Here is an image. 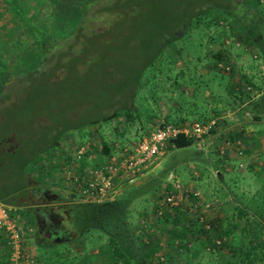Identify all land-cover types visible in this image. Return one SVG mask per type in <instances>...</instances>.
Wrapping results in <instances>:
<instances>
[{
	"label": "rangeland",
	"instance_id": "obj_1",
	"mask_svg": "<svg viewBox=\"0 0 264 264\" xmlns=\"http://www.w3.org/2000/svg\"><path fill=\"white\" fill-rule=\"evenodd\" d=\"M32 1L19 0V3L25 2L23 10L19 11L11 4L10 0H0V56L4 55L5 61H7L4 65L6 69L3 70L11 71L8 68L17 67V64H12V61L13 58H17L20 54L24 55L32 51L34 60L37 56L36 50L32 49V47L29 48V44L34 43L33 41L30 42V40L39 35V30L36 31L33 27L34 23H31L33 17L30 14L40 18L36 11L40 12L41 10L31 8L30 4ZM216 1L219 0H163L167 4L168 10H164L161 14L166 12L177 15L184 13L182 17H187L186 13L189 11L195 13L201 11V16L199 18L196 17L191 29L182 37L174 40L173 45L164 48V53L160 55L161 61L155 60L145 70L147 75L144 76V74L140 79L142 87L139 89L135 108V113L140 116L139 118L144 127L140 128L139 124L134 123L131 129H126L129 134L124 135L125 138L134 140L140 134H143V130H147L148 126L149 128L155 126L159 119L165 120L166 117L177 116L172 111L174 106H180V109L183 108L175 118L179 123L186 124L194 120V114L187 112L186 109L195 104V109L199 111L198 114L200 116L203 114L205 118L209 116L218 120L219 110L224 109V112L227 110V113L240 105L233 103L237 99V88H235V92L232 91L233 87L228 86L230 83L234 84L233 82H235L245 86L246 82H251L254 88L247 92L242 86H239L245 94L250 96L262 90L264 86V70H260L258 65L261 55L256 50V45L251 44L252 41L250 39L246 40L244 31L230 16L239 15V11L244 5L241 1L237 5L233 4L234 0H220L221 2L227 1L228 14H225L213 5ZM253 1L249 0L251 3ZM260 7L264 8V0H259L255 6L261 14V21H255L256 30L263 34L264 11ZM133 10L137 11L138 9L133 7ZM245 10L250 11L249 8ZM147 12L145 11L144 14ZM108 16V19L111 18L113 20L115 18L113 22H117L115 16L110 14ZM120 22L124 25L129 23L126 19H121ZM173 23L174 21L169 23L170 27L173 26ZM253 24L255 25V23ZM174 34L178 35L179 31L175 30ZM217 50H220L223 55H228V59L231 58V61L235 63V68L232 69L233 73L229 74V76L226 75L228 71L222 74L213 65L215 60L214 53ZM164 54L167 58H164ZM166 60L171 61L173 64H167ZM17 68L25 70L28 65L21 64ZM37 78L39 79V77ZM40 81H43L42 78H40ZM11 86L7 88L6 93L8 94L6 96L3 91H0V138L10 135L15 136L14 152L12 154L15 161L16 158H21V152L30 146V127L34 124L36 132L38 120L42 119L43 115H48L44 113L51 110V106L60 104L64 108H69V103H58L59 91L54 86L50 87L47 83H39V92L35 93L33 97L29 93L26 97L24 96L27 89L22 84H19V86L17 84V87ZM183 87H186V90L181 93L179 89ZM232 92H234V95ZM193 93L195 104L193 102L190 104L189 100H192ZM230 97L235 99L230 100ZM227 100L230 103L226 104L225 101ZM231 104H233V108ZM215 108L216 116L211 112ZM238 111L240 109L236 110L234 114L238 115ZM40 122L42 123L41 120ZM124 122L122 113H118L113 122L108 123L109 125L106 124L108 126V134L105 133L104 124L103 126L97 124L98 127L95 125L67 130L59 138L58 144L59 146L62 143L63 146L67 145L71 151L74 149L75 153L77 146L84 144L90 151L91 145L93 146L97 142L93 140V137L98 139L99 132L112 137L113 132L109 129L119 127V125L122 128ZM45 123L48 124L49 121L45 120ZM134 125H137L135 131L132 130ZM85 129L86 131H84ZM41 131L44 132V130ZM65 137L69 140L67 141ZM206 138L211 139L212 137ZM206 138L199 140L203 144H200L199 141H193L184 147L167 148L165 150L164 157H161L162 161L152 169L159 168L158 171H165L164 177L162 176L164 179L162 183L165 182L167 171H172L182 185L186 184L187 181H191L193 186L188 187L185 185L190 189H201L200 191H202L205 189V183L212 185L214 188H217L219 184L220 188L217 190H212V186H209L211 187L210 191L215 192L208 195L209 189H205L207 190V195L203 191L201 193H204L202 194L204 198L207 196L210 199V195H214L215 198H222H220L221 195L218 193L225 187V185L224 187L221 185V178L218 180L215 175H210L208 178H201L197 182V179L193 178V174H191L193 171H207L211 174L210 171L216 168L210 167L211 162L221 158L220 154L213 152L212 148L207 147ZM93 148L92 151L94 150ZM69 149H67V152H69ZM64 151V148L60 150L58 147L53 150L55 153V157L52 156L54 162L58 163L61 158H63L62 160L66 159L65 156L68 154ZM93 152L95 153L96 150ZM10 157L11 155L8 156V160ZM95 157L96 155L88 159V156H85L79 158V160L85 162L87 169V165H92L96 162ZM45 158L41 155L39 160H45L46 163L48 161L49 164L51 159ZM66 162H64V165ZM59 163L62 164V162ZM3 164L4 162L0 166L2 167ZM6 166L7 164L4 165L5 169ZM205 167L209 169L207 170ZM232 168L231 172L227 173V176L223 175V177L226 183L229 180H236V184L239 185H235L237 186V191L234 190L229 196H232L235 201L241 202V204H236L235 206L248 210V220L243 223L244 219L234 207H231V202H227V200L224 202L223 200V203L213 204L214 206L210 205L203 212L205 213V219L212 221L211 224L204 223L207 225L205 235L201 231L204 226L198 225L197 227L195 224H189L186 214L180 213V215L178 213L174 218L170 217L167 220L155 218L152 215L154 198L151 196L155 194L154 191L158 186L153 191V185L148 184V182L139 186L140 188L136 191L129 192L128 195L122 194L123 196H119L106 206L93 205L91 203L75 205L64 197V192L59 191L60 186L55 187L51 183V181L57 182V184L62 182L60 181L62 180V176L59 174L60 170H57V168H53L52 171H37L36 173L39 179L36 188H46L42 192L48 191V195L52 193L58 194L55 198L49 197L46 199L42 198L37 191L33 192V189H30L31 191L28 190L26 195L24 194L22 197L21 194L25 191L19 192L20 184L10 178V171H0L1 194L15 189L12 197L20 198L22 202H27L30 198L28 206H21L20 209L24 211V215L20 214V216H27V222H22L27 226L29 225L32 236L26 242V233L24 234L20 252L21 257L17 262L18 264H111L112 255L107 244L108 235L116 239L119 237L127 246H132V248L137 250L145 243V240L150 243L158 241L159 247L156 250V254L153 255V258L149 257L150 262L146 261L145 264H224L232 262L234 260L233 247L248 239L253 242L264 241V224L255 216L253 217L249 211L251 208L259 207L258 205L254 206V201L260 200L257 196L264 195V178L257 175L254 171H249L248 166L244 168L243 174L234 172L240 171L237 166L234 165ZM257 185L263 187V191L257 188ZM239 187L241 190H238ZM160 197L159 195L155 198L157 200ZM117 205L119 206L114 211H119L121 221L118 222L113 219L115 216H109V213L97 214L95 212L94 215L90 216L87 227L84 229L79 227V225L87 221V213L92 211L94 207L99 210H102V208L105 210L114 208ZM12 212L14 211L12 210ZM33 212L37 213V216L39 214H51V221L53 222L51 229L59 230L63 227L66 235L57 240L48 238L44 234L38 235L32 215ZM219 220L222 222L220 224L221 227L217 223ZM125 221H130L129 225L124 223ZM48 227L50 228V225ZM115 227L116 229H114ZM227 228L228 232L225 231ZM206 237L207 240H205ZM218 241H221L220 244H218ZM210 242H214V244L209 245ZM51 243L53 246H51ZM185 244H188V247ZM6 253V245L1 240L0 261L6 260ZM43 259L46 262H43ZM262 264H264V260Z\"/></svg>",
	"mask_w": 264,
	"mask_h": 264
},
{
	"label": "trees",
	"instance_id": "obj_2",
	"mask_svg": "<svg viewBox=\"0 0 264 264\" xmlns=\"http://www.w3.org/2000/svg\"><path fill=\"white\" fill-rule=\"evenodd\" d=\"M10 1L17 10H23L25 2L19 3V0H17L18 2L16 0ZM239 1L244 5V7L241 5L242 9L239 11L240 14L230 16L244 31L246 40L250 39L252 41L251 44L256 45L255 48L261 55L260 60L264 66V33L261 34L256 30L257 26L255 22L261 21V14L258 9L255 8L259 0H254L253 3L249 2V0H234L233 4L238 5ZM213 5L225 14H228V9L226 7L227 1L221 2L219 0ZM133 7H136L138 10L134 11ZM247 8H249L250 11L245 10ZM261 9L264 11V8ZM164 10L167 11L168 7L163 0H84L79 13L75 17L72 28L66 34L47 35L38 31L39 35L37 37H39V41L36 62L28 65L27 69L20 71L0 69V91H3L5 96L8 94L6 90L10 85L17 87V84L18 86L22 84V86L27 89L24 96L26 97L29 93V95L32 94L33 97L35 93L39 92V83H47L50 87L54 86V88L59 91L58 103H69V108H64L60 104L51 106V110L44 113L48 115H43L42 119L38 120L36 132V128L33 126L34 124L30 127V146L28 149L21 152V158H16L14 161L12 155L15 145L14 135L0 138V165L4 162L3 166H0V171H10V178L20 184L21 188L19 192L22 193L25 191L21 196L24 194L26 195L28 190L31 191L30 189H33V192L37 191L39 195L42 196L41 192L46 188H36L39 182L36 173L37 171H52L53 168L60 170L59 174L61 176L63 174L62 171H70L69 167H72V171H80L79 174H73L71 171L72 175L68 177L72 185L70 191H75L77 181L73 178L75 176L80 177V175H86L85 162H81L75 155H66V159L64 160L61 158L59 162H62L63 165L59 162H54L52 159V156L55 157L53 150L57 149L59 138L67 130L95 125L98 127V125L103 126L104 124L106 128L105 133L108 134V126L106 124L113 122V119L118 113H122L125 121L124 126L121 128L119 125L120 128L117 127L116 129L112 127V130L109 129L113 132L112 137L99 132L98 141L95 145H91L96 152L94 153L92 148L90 151L87 149L88 153L92 156L96 155V162H100V160L104 158L101 156H108L115 151L114 146L118 149L125 144L133 145L144 135H147L150 131L160 126L161 123L185 125V123H179L175 119L183 108L180 109V106H174L172 111H174L177 116H169L166 117L165 120L159 119L155 126H151L150 128L148 126L147 130H143L144 133L140 134L138 137L135 136L136 138L134 140H129V138L124 137V135L129 134L126 129H131L134 123L139 124L140 128L144 127V124H142L139 118L140 116L138 113H135V108L136 98L140 87H142L140 79L144 74V76L147 75L145 70L153 64L155 60L161 61L160 55L164 53V48L173 45L174 40L182 37L191 29L192 23L196 17L199 18L201 16V11L198 13L189 11L186 13L187 17H182L184 13L177 15L175 13L166 12L161 14ZM145 11L148 12L144 14ZM109 14L115 16L117 22H113L115 19H113V17V20H111V18L108 19ZM128 15L130 16L128 17ZM121 19H126L129 23L124 25L120 22ZM171 21H174L172 27H170L169 24ZM253 23H255V25ZM175 30L179 31L178 35L174 34ZM214 55L215 60L213 65L216 70L222 74L228 71L226 74L228 76L232 74L235 63L231 61V58L228 59V55H223L220 50H217ZM164 58H167L165 54ZM166 63L173 64L169 60H166ZM219 75L221 76V74ZM37 77H39V79ZM40 78H42V82ZM233 83L234 84L230 83L228 85L233 87L232 91L237 88L238 97H244L252 104V99L250 98L252 95L245 94L239 86H242L247 92L252 90L254 85H252L251 82H246L245 86L235 82ZM179 90H181V93H184L186 87ZM194 98L193 96L192 100H189L190 104H192V102L195 104ZM258 104L264 111V94L261 97V102L256 100L254 103L255 108H257ZM195 105L189 106L186 109L187 112L194 114V120L206 122L211 119L209 116L205 118L203 114L200 116V114H198L199 111L195 109ZM238 109H240L238 115L242 117L249 114L250 117H256L251 114L252 112L249 113L248 109L238 107L235 111ZM215 112L216 111L213 113L215 114ZM45 120H48L49 123L46 124ZM136 129L137 125H134L132 130L135 131ZM41 130H44V132ZM115 131H117V135ZM193 141L194 139L192 140L190 138H185L183 135H178V137L173 140V148L187 146ZM86 154L87 153H85V155ZM10 155L9 161L8 156ZM41 155L50 158V163L48 164V161L46 163L45 160H39ZM65 161L67 162L64 165ZM5 164H7L6 169L4 168ZM219 174L218 178H221V173ZM66 180L67 179L61 182V187L64 182L67 185ZM136 185L137 184L129 185L127 191L134 186L136 187ZM139 188L140 187L133 190L131 189V192ZM262 188L263 187L260 189L263 191ZM13 191H15V189L4 194L0 193V201L15 206L29 205L28 202L30 198L27 202H22L20 198L12 197ZM124 193L126 194V192ZM56 195L58 196L57 193ZM257 197L260 200H255L254 206L258 205L259 207L251 208L249 211L253 217L255 216L264 224V195L261 194V196ZM68 200L75 205H86L91 203L100 206H106L115 201V199L102 202H72V199ZM118 206L119 205L105 210H103V208L99 210L94 207L92 211L87 213V221L83 222L79 227H83V229L87 227L90 216L94 215L95 212L97 214L109 213V216H115L113 219H116L118 222L121 221L119 211H114ZM234 208L244 219L243 223H246L248 220V210L238 206H234ZM186 209V207H182L170 213L167 211L165 214L163 213L162 217H155L153 213L152 215L157 219L167 220V218L170 217L174 218L178 213L185 215ZM166 210L167 209L164 211ZM201 216V220L199 217L188 218V223L195 224L197 227L198 225L204 226L205 222L211 224L212 221L210 222L205 219V213H202ZM124 223L129 225L130 221H125ZM217 223H219V227H221L220 224H222V222L219 220ZM114 229H116V227ZM201 231L203 235H205L206 228H202ZM225 231L228 232V228L225 229ZM0 238L3 239L7 248V258L4 261H0V264H3V262L7 264L10 246L7 238L1 233ZM143 240H145V238H143ZM205 240H207V237ZM144 242L145 243L142 244L140 249L137 250L132 248V246H127L119 237L116 239L108 235L107 244L112 255L111 264H145L146 261L150 262L149 257L153 258V255L156 254V250L159 247L158 241L150 243L145 240ZM220 242L221 241H218V244H220ZM211 244H214V242L209 243V245ZM47 245L49 244L47 243ZM185 245L187 246L188 244ZM51 246H53L52 243ZM233 253L234 260L224 264H262L264 260V241L253 242L248 239L233 247ZM44 261L46 262V260L43 259V262Z\"/></svg>",
	"mask_w": 264,
	"mask_h": 264
},
{
	"label": "crops",
	"instance_id": "obj_3",
	"mask_svg": "<svg viewBox=\"0 0 264 264\" xmlns=\"http://www.w3.org/2000/svg\"><path fill=\"white\" fill-rule=\"evenodd\" d=\"M84 3V0H33L32 3L30 4L31 8L35 9V10H41L40 12L36 11V14L38 16H40V18H37V16H34L33 14H30L31 17H33L32 22L33 27L35 28V30H39L41 33H45L47 35H53V34H66L73 26L74 24V20L75 17L77 16V14L80 11V8L82 7ZM34 42L32 44H29V48L32 47V49H35L37 52V47H38V41H39V37H34L33 39L30 40V42ZM27 52V51H26ZM3 53V52H2ZM2 55V54H1ZM33 53L32 51H29L28 53L24 54V55H19L17 56V58H13L12 64H17V67H19L21 64L24 65H31L34 62L37 61V58H35V60L33 59ZM12 60V59H11ZM7 63V61H5V56L2 55L0 56V69H6V66H4ZM31 63V64H30ZM259 67L260 70H264V66L262 61L259 59ZM17 67L14 68H8L9 70H16L19 71L20 69H18ZM232 80V79H230ZM264 85V83H263ZM235 92V89L233 90ZM232 92V94L234 93ZM238 94V91H237ZM264 94V86L262 88V90H260L257 94L253 95L252 97H250L252 99V104L249 103L248 99L246 98H239L238 95L236 101H233V103L236 104H240L239 108H243V109H248V112H252L251 114L255 115L256 117H250L249 115L242 117L240 115H235L232 109L234 106L233 104H231L232 109L231 112H224L223 110H219V119L217 120L218 123L216 125V128L206 137H212L211 139H207L206 144L207 147L212 148L211 150L213 152H218L217 150V146H219L222 142L223 139H226L229 143L228 147L226 148L225 152L221 155V158L215 162H211L210 167H216L213 171H210V173H208L207 171H193L191 174H193V178L197 179V182L199 181V179L201 178H208V176L210 175H215L217 178L219 177V173H221V185H225L224 189H222V191H218V193L221 195L219 199L218 197L215 198L214 195H210V199L204 198L201 193L202 191L205 192L207 195V190L205 189H209L208 191V195L211 194L212 190H217L219 189L220 185L218 184L217 188H214L212 185H208L205 183L206 186L205 189H203L202 191H200L201 193V200L202 202H206L209 205H213V204H219V203H223L227 200V202H231L232 206L234 207L236 204H241L240 201H235L233 199L231 195L234 190L237 191V186L236 184V180L230 181L229 182H225L223 175H226L227 173L231 172V170L233 169L232 167L237 166L240 171H234L237 174H243L244 173V168L245 167H249L248 170L249 171H254L255 173H257V175L263 176L264 178V111L263 108H261V106H259V104L257 105V108H255L254 103L256 102V100L261 102V97ZM234 95V94H233ZM194 96V93H193ZM231 99H235L234 97H230ZM225 103H230L229 100L225 101ZM229 106V105H227ZM238 107V106H237ZM216 111L215 109H212V113ZM247 112V114H248ZM214 114V113H213ZM216 112L214 114V116H216ZM213 116V115H212ZM193 121V120H192ZM116 128L117 127H113ZM226 128V129H225ZM90 130V129H89ZM86 131V129L84 130ZM115 134L117 135V131H115ZM93 137V136H92ZM214 137V138H213ZM66 138V137H65ZM66 140L68 141L69 139L66 138ZM93 140L98 141V139L93 137ZM65 142V141H64ZM200 142V141H199ZM66 144V143H65ZM69 144V142H68ZM200 144H203L200 142ZM115 145V143H114ZM117 145V144H116ZM58 148L61 150L62 148H64V152H66L69 156L72 154H75L74 149L71 151L69 149V147H67V145L63 146V143L59 146L58 144ZM67 149H69V152H67ZM117 152V151H116ZM118 154V152L116 153ZM164 157V156H163ZM162 161V159L160 160ZM237 162V163H236ZM236 163V164H235ZM73 165V164H72ZM160 165H162V163H160ZM216 165V166H215ZM76 168V167H75ZM207 168V167H205ZM70 171H62V180L60 181H65V179H67V185L64 182L62 187H61V183L57 184V182H53L51 181L52 184H54L55 187L60 186V192H64V197L66 199H72V202H76V200L78 199V196L74 195V191H70V187H72L71 185V181H69V175L71 174L72 171V167H69ZM159 168L155 169V170H151L148 171L147 173H145L140 179L139 182L137 183L136 187H132L131 189H136L137 187L143 185V184H152L153 188L152 190L154 191V189L158 186V188H156V190L154 191L155 194L151 197L154 198V204L156 201H158L159 199L156 200L155 197H158L161 194L162 188H166L163 187V178L162 176L164 175L165 171H158ZM209 168H207L208 170ZM60 172V171H59ZM80 171H72L73 174H79ZM167 172H172V171H167ZM227 176V175H226ZM164 177V176H163ZM54 178V177H53ZM195 179V180H196ZM216 180V179H215ZM219 180V178H218ZM57 181V180H55ZM216 182L218 183V181L216 180ZM235 182V183H233ZM226 183V184H225ZM188 187L189 186H193V183L191 181H187L186 184ZM209 186H212V190L210 191ZM232 186V188H231ZM235 186V187H233ZM239 186V185H238ZM256 186V185H255ZM67 187V188H66ZM129 187H125V188H121L119 190V196L122 195V193L124 194V192H126V194L128 195L129 192H131V189H129L127 191ZM199 188V187H198ZM257 188H261V186L257 185ZM158 189V190H157ZM238 190H241V188L239 187ZM222 193V194H221ZM117 195V197H115L114 199L116 200L119 196ZM123 196V195H122ZM204 198V199H203ZM156 200V201H155ZM2 202V201H0ZM3 203V202H2ZM5 204V203H4ZM152 204V202H151ZM152 204V208L153 205ZM7 207H9L10 209V214L12 216V218H14V222L16 223V225H19V228H21L22 230H25V236H26V242L28 240V238H31V234H30V229H29V225H25L23 222H27V216H20V214L24 215V211H22L21 206H15V205H9V204H5ZM214 206V205H213ZM12 210L14 212H12ZM19 212V214H18ZM23 221V222H22ZM25 226V227H24ZM3 241L2 238H0V241Z\"/></svg>",
	"mask_w": 264,
	"mask_h": 264
},
{
	"label": "built area",
	"instance_id": "obj_4",
	"mask_svg": "<svg viewBox=\"0 0 264 264\" xmlns=\"http://www.w3.org/2000/svg\"><path fill=\"white\" fill-rule=\"evenodd\" d=\"M217 125V120L211 118L206 122L196 120L190 121L185 125H175L172 123H161L160 126L144 135L135 144H125L102 160L88 165L85 176L73 179L77 181L74 195L78 196L77 202H102L112 201L119 194V190L129 185H135L139 179L148 171L157 166L164 156L165 150L174 147L173 140L178 135L185 138L202 140L209 135ZM229 143L223 139L217 146L219 154H223ZM118 154H116L117 152ZM85 153H87L85 155ZM75 156L79 159L84 156L93 157L88 153L84 144L77 146ZM160 199L153 205L155 217H162L163 213L171 212L177 208L186 207L185 214L188 218L199 217L209 208V204L202 202L201 193L197 189H190L182 185L179 179L172 172H167L163 183ZM167 209L166 211H164ZM10 214V209L0 202V233L3 234L9 243L10 253L7 264H18L22 249V240L25 230L16 225ZM207 228V225L204 224Z\"/></svg>",
	"mask_w": 264,
	"mask_h": 264
},
{
	"label": "flooded vegetation",
	"instance_id": "obj_5",
	"mask_svg": "<svg viewBox=\"0 0 264 264\" xmlns=\"http://www.w3.org/2000/svg\"><path fill=\"white\" fill-rule=\"evenodd\" d=\"M41 197L44 199L48 198V196L46 197L44 194H42ZM32 215L34 218L36 231L38 235L44 234L46 235V237L51 238L53 240L63 238L64 235H66L65 229L63 227H61L59 230L51 229V227L53 226V222L51 221L52 219L51 214H48V215L39 214L40 216L39 217L37 216L38 215L37 213L33 212ZM49 225H50V228L48 227Z\"/></svg>",
	"mask_w": 264,
	"mask_h": 264
},
{
	"label": "water",
	"instance_id": "obj_6",
	"mask_svg": "<svg viewBox=\"0 0 264 264\" xmlns=\"http://www.w3.org/2000/svg\"><path fill=\"white\" fill-rule=\"evenodd\" d=\"M47 192H48V191H43L42 194H44L46 197L48 196V198H49V197H52V198H55V197H56V194H55V193H54V194L52 193V194H49V195H48Z\"/></svg>",
	"mask_w": 264,
	"mask_h": 264
}]
</instances>
